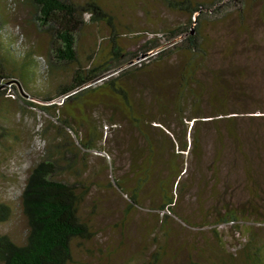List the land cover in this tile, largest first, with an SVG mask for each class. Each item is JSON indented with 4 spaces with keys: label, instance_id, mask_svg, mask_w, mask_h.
Segmentation results:
<instances>
[{
    "label": "rangeland",
    "instance_id": "obj_1",
    "mask_svg": "<svg viewBox=\"0 0 264 264\" xmlns=\"http://www.w3.org/2000/svg\"><path fill=\"white\" fill-rule=\"evenodd\" d=\"M97 1L113 17L121 51L136 54L124 67L130 72L120 80L134 116L125 114L116 97L95 96L91 104L82 107V115L74 111V118L68 120L78 132L76 138L71 131H63V124L56 120V116L60 121L64 117L62 99L43 102L69 80L72 70L62 68L50 75L46 59L50 39L35 23L33 9L22 0H0V77L8 76L0 78V202L12 210L10 219L0 225V233L17 245L23 244L27 225L19 197L25 179L34 163L48 158L55 146L66 141L74 145L72 164L77 171L66 179L77 187L79 216L90 230L89 238L72 242L70 264H255L251 255L257 247L263 249L264 257V142L258 148H246L249 159L245 162L232 142L225 141L223 160L218 161L219 147L213 140V131H218L212 123L216 104L206 96L202 110L209 117L203 121L209 122L196 129L199 134L206 132L203 145L207 158L203 163L211 172L207 182L203 167L198 171L202 161L194 158L193 150H180V143L190 140L188 133L183 135L187 121H181L183 115L174 110L173 101L169 103L173 92L168 83L178 76L181 58L172 55L163 64L151 61L154 51L168 46L170 32L187 28V13L167 5L184 0ZM186 1L209 7L218 0ZM205 12L199 28L206 42L202 48L214 50L208 55L209 64L225 63L227 73L238 82L240 90L223 100L232 113L229 116L239 115L237 123L242 125L237 128L245 132L249 117L264 123L258 120L264 117V0H225L220 9ZM87 19L85 15L77 38L84 68L105 60L110 36L104 23ZM151 42L158 48L146 52ZM220 43L233 47L230 54H222ZM136 67L139 69L131 70ZM24 72L30 80L24 81ZM160 86L167 89L162 101ZM51 104L55 108L47 113L39 108ZM84 118L94 125L93 134L86 130ZM153 121L171 125L177 144L165 129L153 127ZM222 128L220 125L221 134ZM78 139L96 149L84 151ZM150 153L156 156L151 158ZM173 162L176 170L171 172ZM216 167L225 168L226 179L216 173L213 176L211 169ZM142 168L149 170L146 177ZM249 168L253 169L250 179L256 180L255 187L244 181ZM118 180L127 192L136 190L140 207L129 200L132 193L118 189ZM175 182L179 184L177 193ZM161 184L166 195H176L172 210H158L166 202ZM227 213L238 220L218 224ZM174 214L187 219L188 224Z\"/></svg>",
    "mask_w": 264,
    "mask_h": 264
},
{
    "label": "trees",
    "instance_id": "obj_2",
    "mask_svg": "<svg viewBox=\"0 0 264 264\" xmlns=\"http://www.w3.org/2000/svg\"><path fill=\"white\" fill-rule=\"evenodd\" d=\"M22 1L31 6L35 23L47 33L50 39L49 53L46 56L50 75L57 74V71H62L63 69L72 70L69 80L65 84L60 85L53 96L43 99V102L48 104L54 98L62 99L61 108L65 111L64 117L60 121V118L56 116V120L59 121L60 125L63 124V131L69 130L78 138L77 130L68 124V120L74 118V111H78L82 115V107L91 104L92 99L98 95L116 97L123 104L125 114L134 116V109L130 104L127 89L120 83V80L122 81L124 76L130 72V69H124V67L130 60L136 58V54L121 51L118 46V35L114 30L113 17L104 11L98 1L88 0L83 3H77L73 0ZM224 3L225 0H218L213 5L205 7L203 5L193 6L186 0L167 2V5L171 8L187 13L189 21L187 28H180L170 32L167 37L168 46L154 51L156 54L154 58H151L152 62L159 61L162 64L166 63L172 55L181 58L178 61V63H182V65L179 63L181 69L178 76H173L168 83L173 92L170 95L172 100L169 103L173 101L174 110L181 112L183 115L181 116V121H187L183 135L186 136L188 133L190 140L188 144L186 141L183 143L179 142L180 150L186 151L187 148L188 150H193L195 153L194 158L197 161H202L197 168L200 172L203 167L202 173L206 177V181L207 178L209 180L211 174L207 170L208 168L205 167L206 164L203 163L207 158L203 145L204 142H207V140H204L206 132H204V135L199 134L198 129H196L199 125H206L203 122H209L203 121L209 117L205 116L202 110V103L205 101L204 98L206 96H208L209 102L216 104V109L212 107L214 110L212 117H215L214 122H212L213 127L219 132V126L223 125V133L221 134L220 130V136H217L218 132L215 133L213 131L214 145L217 144L219 147L218 161L223 160L222 156L226 149L224 146L225 141L232 142V145L238 149L241 159L245 162L249 159L247 156H249L250 145L258 148L264 142L262 130L264 129V123L254 122L257 120L255 119L256 117H249L250 119L247 120H251V122L246 123L244 127H247V130L241 132L237 128L239 127L237 125H242L237 123L236 118H239V115L229 116L232 113L225 109L223 98L234 91L240 90V88L238 89V82L230 77L232 74L227 73L225 63L220 62L219 65L209 64L208 55H211L214 50L208 51L209 49L202 48V44L206 42L205 36L202 35L199 28L206 13L205 11L208 13L216 11ZM85 15L88 16L87 20L90 23H104L110 29V36L108 39V53L104 56L105 60L97 64L91 63L89 67L84 68L78 54L77 38L80 30L85 25ZM148 46L145 50L146 52L158 48V44L154 42L149 43ZM220 47L224 48L222 54L227 53V55L230 54L233 48L229 45L224 47L221 43ZM27 64L29 65L28 62ZM25 69L26 66L23 70ZM138 69L136 67L131 70ZM118 71L119 75L115 76L114 73ZM28 74V72L22 73L24 81L31 79ZM0 78L5 80L8 79V76L5 75ZM97 81L101 83L98 82V84L96 83ZM160 90L163 92L161 91L160 93L159 97L161 99L159 101H162L165 100L163 99L165 97L164 90L166 91L167 89L160 86ZM25 104L33 106L32 103ZM39 108L47 113L49 109H54L55 105H45ZM134 120L139 122L138 119ZM258 120L264 121V117L262 119L258 118ZM84 123L86 130L93 134L94 125H91L89 121L87 122V118H84ZM152 124L155 125L153 126L155 128L165 129V134L175 141L174 130L171 125L162 123V121H153ZM188 125L191 126L189 127ZM187 128H189L188 132ZM151 146L150 144V149ZM72 148H74V145L71 146L70 142L67 143L65 141L60 146H55V151H51L48 158L34 163L30 168L19 197L21 211L27 225L25 241L23 244L17 245L7 235L0 233V264H70L72 261V242L76 239L89 238V227L81 220L78 212L80 195L77 192V187L66 179L67 174H76L75 172H77L72 164V156L74 154ZM79 148L84 151L96 149L94 145L82 140H79ZM246 148L249 149L246 150ZM135 150L136 152L139 151L137 148ZM67 155L71 156L68 157ZM150 155L151 158H154V155L156 156L155 153H150ZM258 155L261 156L259 153L255 154V156ZM173 164L175 162L171 164V172L176 170V165L174 166ZM211 170L213 176L216 173L217 176L219 175L218 178L222 179V176L225 179L227 178L225 177V168L216 167ZM141 171V174L144 173L145 177L146 174H149L147 168H142ZM251 172H253V169L250 168L246 171L245 174L247 175L244 181L247 179L248 183L251 182L253 187H255L256 180L250 179ZM179 174L176 178H179ZM118 181H115L118 189L122 192L126 191L122 182ZM207 182L204 181L202 183L205 185ZM174 185H177V193L179 184L175 182ZM160 191L163 193L166 202L159 206L158 210H168L169 207L171 208L174 205L176 195H166L162 184ZM126 193H132L129 195V200L133 206H141L136 200L137 192L135 189L132 192L126 191ZM173 195L174 198L172 197ZM11 215L10 206L0 202V225L7 222ZM174 215L185 224H188L187 219ZM164 218L168 219V215H165ZM237 220L233 213H227L226 217L221 218L218 224L232 223ZM250 244L253 245L254 243L251 242ZM252 253L251 256L252 258L254 257L255 264H264V257H261L262 248L257 247Z\"/></svg>",
    "mask_w": 264,
    "mask_h": 264
}]
</instances>
